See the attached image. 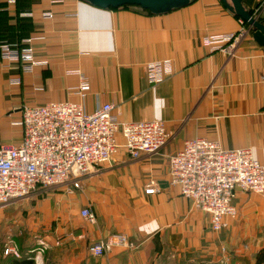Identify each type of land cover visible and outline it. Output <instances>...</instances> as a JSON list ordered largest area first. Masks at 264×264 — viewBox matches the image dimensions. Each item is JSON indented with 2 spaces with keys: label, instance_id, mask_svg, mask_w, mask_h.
<instances>
[{
  "label": "crops",
  "instance_id": "obj_1",
  "mask_svg": "<svg viewBox=\"0 0 264 264\" xmlns=\"http://www.w3.org/2000/svg\"><path fill=\"white\" fill-rule=\"evenodd\" d=\"M241 4L250 14L256 8L264 26V0ZM16 9L26 10L19 15L28 18L22 33L44 38L32 46L47 65L23 75L16 65L0 64V147L21 141L22 129L14 124L22 106L47 102L81 104L87 113L112 104L120 122H164L170 140L157 155L131 159L118 134L112 160L91 169L79 189L67 184L49 192L42 204L48 205L35 207L37 223L26 220V242H0V250L11 246L19 258L4 257L31 256L36 264L33 255L43 243L49 250H43L41 264H216L225 247L233 261L254 264L264 248V194L237 191L236 217L214 234L209 216L169 184L168 172L169 157L193 138L226 150L250 148L264 164V47L253 40V29L236 56L226 57L200 43L203 36L239 29V18L220 0H194L160 15L134 6L101 9L81 0H6L3 11L12 19L5 25L15 24ZM162 60H170L173 74L151 86L145 64ZM70 70L88 81L84 99L74 91L79 80L67 74ZM14 78L21 84L10 85ZM150 184L156 191L145 194ZM84 208L94 214L95 224L81 217ZM115 235L138 247H115L101 259L89 256V246Z\"/></svg>",
  "mask_w": 264,
  "mask_h": 264
},
{
  "label": "built area",
  "instance_id": "obj_2",
  "mask_svg": "<svg viewBox=\"0 0 264 264\" xmlns=\"http://www.w3.org/2000/svg\"><path fill=\"white\" fill-rule=\"evenodd\" d=\"M13 2V1H11ZM255 8L251 14L258 19ZM29 14H22V16ZM51 19V13H43ZM239 29L233 33L203 36L201 45L210 53L235 57L240 43L250 33L243 20L238 19ZM42 36L28 37L20 45L6 41L0 43V64L8 69L18 66L23 75L47 65L35 57L32 44ZM79 80L74 91L84 99L89 91L87 79L79 70L67 71ZM147 83H162L173 74L170 60L145 64ZM10 85L21 84L20 78L9 80ZM22 129L21 141L13 146L0 147V204H7L50 187L71 184L79 189V182L91 169L109 163L119 144L131 159L142 154H159L170 140L164 122H120L112 104L97 106L92 113L85 112L81 104L47 102L38 106H22L20 120L15 123ZM169 184L191 202L192 208L209 216L210 230L220 233L227 228V220L234 219L237 211L233 205L236 192L264 194V164L257 161L250 148L223 149L217 142L205 138L185 140L180 150L169 157ZM150 184L145 194H153ZM71 192V191H69ZM81 217L90 225L95 224L94 214L81 210ZM42 247L41 253L46 246ZM115 247L135 250L137 244L123 235H115L89 246L92 257L103 258ZM4 254L19 258L11 246ZM225 247L219 250L218 264H240L231 258Z\"/></svg>",
  "mask_w": 264,
  "mask_h": 264
},
{
  "label": "rangeland",
  "instance_id": "obj_3",
  "mask_svg": "<svg viewBox=\"0 0 264 264\" xmlns=\"http://www.w3.org/2000/svg\"><path fill=\"white\" fill-rule=\"evenodd\" d=\"M59 187L65 188L67 187V184L56 187H50L48 189L31 194L21 200L12 201L7 204H0V242H26L23 239V234H24L23 229L26 226V220L28 219L27 222H30L31 224V219H32L34 222L33 224L35 225L37 223V220H39V216L37 217V211H34L35 207L39 208V207L47 206L48 202L46 203V205L45 204L42 205V204L47 201L48 196L50 195L49 192L56 190ZM68 190L67 193L72 194V191L69 192ZM28 214H32V215L28 216ZM216 234H220V233H216ZM33 241L35 242L36 239L33 238ZM17 253H19V251ZM42 254L44 253H41L39 250L34 253L33 258L37 260L36 264H41L40 256ZM2 256L4 257L6 255L4 254V251L1 249L0 264H4V258ZM89 256L92 257L91 255ZM218 256L219 254L216 257V264H218L217 263ZM202 264H209V263H202Z\"/></svg>",
  "mask_w": 264,
  "mask_h": 264
},
{
  "label": "water",
  "instance_id": "obj_4",
  "mask_svg": "<svg viewBox=\"0 0 264 264\" xmlns=\"http://www.w3.org/2000/svg\"><path fill=\"white\" fill-rule=\"evenodd\" d=\"M101 9H119L124 6H134L149 11L152 15L168 13L188 5L194 0H81ZM224 7L253 29L252 38L260 47H264V26L247 12L241 0H220Z\"/></svg>",
  "mask_w": 264,
  "mask_h": 264
},
{
  "label": "trees",
  "instance_id": "obj_5",
  "mask_svg": "<svg viewBox=\"0 0 264 264\" xmlns=\"http://www.w3.org/2000/svg\"><path fill=\"white\" fill-rule=\"evenodd\" d=\"M6 0H0V43L2 41H6L12 45H20L21 40L30 37V35L23 34V28L25 25V21L28 18H20V13L26 10L16 9L15 15L13 16L15 19V24L13 25H5L6 21L12 19L7 15L3 8L5 6ZM133 6H124L122 8H128ZM139 8V7H137ZM142 12L152 15L149 11L139 8ZM254 264H264V248L259 250L254 258ZM4 264H34L31 256L21 257V259H15L13 257H4Z\"/></svg>",
  "mask_w": 264,
  "mask_h": 264
}]
</instances>
